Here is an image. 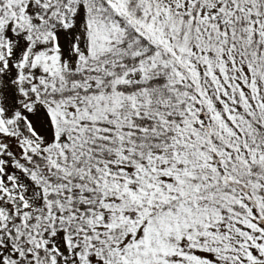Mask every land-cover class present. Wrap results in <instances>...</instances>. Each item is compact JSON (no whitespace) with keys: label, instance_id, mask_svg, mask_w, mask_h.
Instances as JSON below:
<instances>
[{"label":"snow or ice","instance_id":"snow-or-ice-1","mask_svg":"<svg viewBox=\"0 0 264 264\" xmlns=\"http://www.w3.org/2000/svg\"><path fill=\"white\" fill-rule=\"evenodd\" d=\"M0 264H264V0H0Z\"/></svg>","mask_w":264,"mask_h":264}]
</instances>
